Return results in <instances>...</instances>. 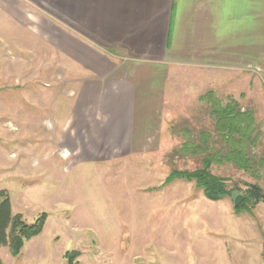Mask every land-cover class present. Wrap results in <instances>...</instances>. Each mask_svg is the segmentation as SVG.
I'll use <instances>...</instances> for the list:
<instances>
[{
    "label": "rangeland",
    "instance_id": "obj_1",
    "mask_svg": "<svg viewBox=\"0 0 264 264\" xmlns=\"http://www.w3.org/2000/svg\"><path fill=\"white\" fill-rule=\"evenodd\" d=\"M53 3L0 0V190L29 222L48 213L19 256L0 246L2 263L71 264L65 254L77 250L74 264H264V201L236 213L233 196L214 201L193 181L165 183L172 169L201 165L199 156L174 152L185 140L182 129L196 139L201 130L215 133L198 80L189 84L181 69L171 75L167 108L142 148L84 142L95 126L69 122L77 82L53 43L56 30L69 31ZM258 82L250 97L234 91L246 86L226 72L205 82L225 104L236 97L242 109L253 110L262 132L256 159L264 155V84ZM212 170L242 193L255 181L234 163ZM260 183L264 189V168Z\"/></svg>",
    "mask_w": 264,
    "mask_h": 264
},
{
    "label": "crops",
    "instance_id": "obj_2",
    "mask_svg": "<svg viewBox=\"0 0 264 264\" xmlns=\"http://www.w3.org/2000/svg\"><path fill=\"white\" fill-rule=\"evenodd\" d=\"M53 1L69 27L53 43L77 82L69 122L94 125V147L142 148L178 69L217 95L205 82L221 72L242 97L264 84V0Z\"/></svg>",
    "mask_w": 264,
    "mask_h": 264
},
{
    "label": "trees",
    "instance_id": "obj_3",
    "mask_svg": "<svg viewBox=\"0 0 264 264\" xmlns=\"http://www.w3.org/2000/svg\"><path fill=\"white\" fill-rule=\"evenodd\" d=\"M199 99L210 107V114L215 121V133L201 130L196 139L191 130L182 129L185 140L174 152L199 156L201 165L194 170L174 168L165 183L170 184L177 179L193 181L208 199L221 200L233 196L237 190L228 186L226 177L215 174L212 165L234 163L237 168L250 173L255 179L248 183L241 203L234 205L235 211L251 212L259 202L264 201V189L260 183L264 155L256 159L252 154L262 135L257 130L255 114L251 109H242L239 100L235 98L225 104L213 90L203 93ZM218 141L223 142L220 148L216 147ZM47 216L48 213L44 211L34 221H27L21 213L13 212L8 192L0 190V246L7 245L14 257L19 256L25 243L42 232ZM262 246L264 261V238ZM79 255L77 250L67 251L65 254L71 264L75 263ZM0 264H3L1 259Z\"/></svg>",
    "mask_w": 264,
    "mask_h": 264
},
{
    "label": "water",
    "instance_id": "obj_4",
    "mask_svg": "<svg viewBox=\"0 0 264 264\" xmlns=\"http://www.w3.org/2000/svg\"><path fill=\"white\" fill-rule=\"evenodd\" d=\"M244 199V194L240 191L235 192L233 195L234 205L237 206Z\"/></svg>",
    "mask_w": 264,
    "mask_h": 264
}]
</instances>
